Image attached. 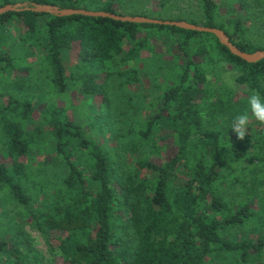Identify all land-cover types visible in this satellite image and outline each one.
<instances>
[{
	"label": "trees",
	"instance_id": "trees-1",
	"mask_svg": "<svg viewBox=\"0 0 264 264\" xmlns=\"http://www.w3.org/2000/svg\"><path fill=\"white\" fill-rule=\"evenodd\" d=\"M95 1L32 0L122 15L113 1L88 7ZM201 3V20L181 16L169 20L221 29L242 51H264L246 40L241 18L229 29L219 19L215 0ZM8 4L13 3L0 1V7ZM142 16L167 20L160 11ZM17 18L24 27L21 37L10 31L9 23ZM1 28L0 74L7 78L24 68L38 73L35 67H44L46 61V73L58 94L65 93L72 81L89 98L102 96L104 104L110 100L108 82L125 91L142 84L137 65L144 53L156 54L155 43L175 54L172 65L162 66V79L146 73L159 92L160 113L150 120L127 117L136 123L126 120L130 124L126 132L119 129L115 146L97 143L83 123L55 104L41 112L42 123L29 133L26 123L36 110L34 102L8 97L2 104L0 99V127L13 160L9 167L0 159V194L11 198L20 217L28 221L21 233L29 223L48 243L49 233L65 234L51 251L57 249L67 264H264V237L240 240L231 235L255 218L251 205L256 196L240 190L248 184L239 171L246 170L247 161L264 170V137L228 138L235 92L226 91L216 74L229 65L235 83L246 87L245 95L255 90L264 97V60L248 63L210 33L109 18L7 13L0 16ZM11 38L19 41L15 51L14 44H6ZM75 47L78 59L68 78L63 55ZM13 51L25 58L14 59ZM35 51L43 55L30 62L25 54ZM101 76L104 80L98 82ZM161 120L173 128V153L165 159L167 137L161 134ZM26 243L33 262L21 251L22 242L10 245L1 240L0 264H45L30 241Z\"/></svg>",
	"mask_w": 264,
	"mask_h": 264
},
{
	"label": "rangeland",
	"instance_id": "rangeland-1",
	"mask_svg": "<svg viewBox=\"0 0 264 264\" xmlns=\"http://www.w3.org/2000/svg\"><path fill=\"white\" fill-rule=\"evenodd\" d=\"M8 1L13 4L32 3V0ZM107 1H113L118 11L124 16H142V14L149 13L157 14L160 11L163 12V19L167 20L170 18H177L178 16L197 20H201L202 18L201 0H96L95 3L88 5V7H96L97 4L103 5ZM215 2L219 6L221 16L219 19L225 22L229 29L231 28L233 20L241 18L244 24L246 40L252 44L264 47V0H215ZM9 26L12 33H15V30L18 36L21 37L24 31L21 20L18 18L14 19L9 23ZM0 31H2V28ZM8 43L14 44V51L20 46L18 39L16 40L15 38H11L9 42H6V44ZM155 44L156 54L144 53L142 62L137 65L140 73L139 75L142 79L141 85L130 86L127 88V91H125V89L117 83L108 82V93L110 92L109 104H104L102 96L89 98L87 95L80 92L77 85L71 84L72 81L67 82L68 86L65 93L58 94L51 82L50 72H48L49 74L46 73L47 70L45 67L49 69V62L46 61H44V67L39 68L40 65L35 67V71L38 73H35L34 70L30 71L24 68L11 72L10 76L7 78L5 77L7 76L5 75L6 73L0 74L1 102L2 104H6L8 97L20 100H32L34 102L36 110L26 123V130L29 133H35L36 129L42 123L43 116L41 112L51 104H55L56 107L66 108L68 111L67 114L72 120L83 123L86 132L96 140L97 143L115 146L117 145L116 138L118 137L119 129L126 132L128 124L136 123L131 121V119L127 120V117L134 120V118L139 115L141 119L150 120L160 113L162 105L156 101L159 92L152 87L147 74L158 75L159 79H162L165 73L162 70V66L172 65L175 54L174 50H167L163 44ZM129 47V42H126L125 50H128ZM14 51L12 53L14 59L19 60L25 58L22 53H15ZM25 55L29 57V61L31 60L30 62H33L36 58L42 56L43 52L35 51L32 55L29 53ZM77 59L78 51L76 47L63 55V63L68 78H70L72 72H75L74 66L77 63ZM200 60L202 61V59ZM125 68L126 67L123 66L121 69ZM220 69H217L218 72H216L217 77L221 80L220 82L225 85L226 91L235 92V106L230 109V113L232 112L233 115L236 116L248 108L247 95L243 93V89H246V87L236 83L229 86L225 81V75L229 72L234 73V70L229 65H226L224 68L222 67V70ZM103 80L104 76H101L98 82H103ZM240 100L243 103L241 107L243 111H240ZM142 104L143 107H141ZM124 108L126 111L123 112ZM126 120L127 122L130 121V123L126 124ZM160 123L164 127L161 134L167 137V148L162 153V157L165 159L173 153V140L171 138L173 128L167 122L164 123L163 120H161ZM45 130L47 131V128H45ZM249 133L248 136H258L260 134L264 137V125L259 124L253 119L249 125ZM227 134L229 135L228 138L237 139L235 133L231 129ZM258 138L259 137H256V139ZM37 140L41 141V137L38 136ZM5 141L4 133L0 127V159L4 164L11 167L13 165V160L7 152ZM161 144L165 145L164 143ZM40 151L41 150H37L34 155L36 157L40 156ZM257 155L256 153V158ZM48 157H50V155H48L47 158ZM20 161L27 162L24 158H21ZM154 161L160 163L159 159L155 158ZM245 165L246 170L244 172L239 171V173L242 180L248 184V187L241 188L242 185H240V190L251 194V198L256 196L255 201L252 202L251 205L255 212V218L251 225L233 229L231 235L238 236L240 240L247 237L257 240L259 237H264V170L254 168L248 161ZM146 174H150V172ZM25 220L26 219L20 217V214L16 211L11 198L1 193L0 241L8 240L10 245H13L15 241L22 242V245H20L21 251L23 254H29V258L31 262H33L29 252V243L28 245L26 243L28 240L30 241L31 248L42 256V260L45 264H67L57 249L51 251V247H58L60 241L66 235L59 232H51L48 237L50 243H48L46 237L32 228L29 223H26L27 225L21 233L20 230L23 224H25ZM23 242H25V244H23ZM24 245L27 247L25 248ZM221 263L222 262L217 264ZM224 264L231 263L224 262ZM257 264H260V262H257Z\"/></svg>",
	"mask_w": 264,
	"mask_h": 264
},
{
	"label": "water",
	"instance_id": "water-1",
	"mask_svg": "<svg viewBox=\"0 0 264 264\" xmlns=\"http://www.w3.org/2000/svg\"><path fill=\"white\" fill-rule=\"evenodd\" d=\"M22 12H34L39 14H50L57 17H69L74 15H82L94 18H109L115 21H120L123 23H133V24H154V25H164L173 26L184 30H191L202 33H210L215 35L219 42L226 46L230 52L241 58L248 63H258L264 60V51H256L255 53H247L242 51L236 45H234L229 38V36L221 29L210 28L205 26H200L196 24H191L186 21H172V20H160L149 18L145 16H124L117 15L110 12L104 11H90L85 9H69L60 8L54 5L39 4V3H23V4H8L0 7V16L7 13H22Z\"/></svg>",
	"mask_w": 264,
	"mask_h": 264
},
{
	"label": "clouds",
	"instance_id": "clouds-1",
	"mask_svg": "<svg viewBox=\"0 0 264 264\" xmlns=\"http://www.w3.org/2000/svg\"><path fill=\"white\" fill-rule=\"evenodd\" d=\"M235 73L229 72L225 75V81L229 86L235 83ZM248 108L237 114L232 121L230 129L235 133L238 140L243 141L249 135V125L254 119L259 124L264 125V97L259 92L253 90L247 96Z\"/></svg>",
	"mask_w": 264,
	"mask_h": 264
}]
</instances>
